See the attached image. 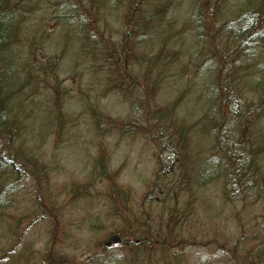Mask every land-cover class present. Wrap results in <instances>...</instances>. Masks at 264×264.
<instances>
[{
	"label": "rangeland",
	"instance_id": "374dc122",
	"mask_svg": "<svg viewBox=\"0 0 264 264\" xmlns=\"http://www.w3.org/2000/svg\"><path fill=\"white\" fill-rule=\"evenodd\" d=\"M118 1L116 13L103 12L97 17L102 36L107 28L99 43L77 32L78 22L65 21L64 25L55 19L59 11L48 0H29L25 10L18 9L24 17L19 44L36 50L37 59L41 57L42 82L45 78L47 82L45 87L28 90L30 103L42 115L26 123L29 131L13 145L21 143L31 160L23 164L20 157L11 159L5 170L0 264H97L93 259L100 245L115 229L130 236L141 225L151 230L154 239L156 230L166 229L175 239L165 245L172 252L181 248L186 262L249 264L237 260L231 249L239 243L241 253L243 245L254 250L264 245V194L224 198L218 181L198 185L186 176L190 163L201 165L200 160L212 151L202 134L205 127H196L195 121L211 118L204 79L229 47L222 40L223 32L217 31L223 17L217 16L215 32L212 28L214 44L206 43V36L200 41L196 34L216 22L209 18L208 5H203L206 1L199 4L205 18L201 17L206 19L203 28L190 29L186 12L194 5L175 0L168 12L161 10L147 42H135L128 51L119 52L125 20L120 12L127 6L122 7L124 0ZM132 1L139 10L156 3ZM230 9L226 8L225 15ZM95 26L93 20L91 27ZM162 46L175 66L164 67L152 58ZM214 51L216 57H201ZM244 90L246 103L259 101L254 91ZM50 110L56 113L54 118ZM162 138L175 153L163 151ZM254 141L264 154L258 137ZM255 165L264 170V159ZM160 185L168 191L161 198L157 197ZM170 206L179 209L180 215L186 212L190 219L182 218L188 230L185 236L177 233L178 227L166 225L172 222ZM120 211L122 220L116 214ZM241 237L244 242H239ZM129 253L121 264H138Z\"/></svg>",
	"mask_w": 264,
	"mask_h": 264
},
{
	"label": "trees",
	"instance_id": "16d2710c",
	"mask_svg": "<svg viewBox=\"0 0 264 264\" xmlns=\"http://www.w3.org/2000/svg\"><path fill=\"white\" fill-rule=\"evenodd\" d=\"M48 1H50L49 4H53L59 11L55 19L64 21L62 22L64 25H66L65 21L71 22L74 20L73 24L78 22L77 32H85L88 38L87 41L93 43H99V39H102L104 34L107 33V28L105 27L102 36L101 27L97 24V17H100L103 12L116 13L115 11L119 8L118 0ZM186 1L189 4L191 3V6L194 5V8L186 12L187 23L191 25L190 29L195 27V25H197L198 29L203 28V23L205 24L204 21L206 19L203 16L204 12L199 8L202 0ZM204 1L206 2L203 5H208L209 18L211 21L214 19L216 22L213 23L209 30L208 28L207 31L200 30V33L195 36L196 39L203 41V36H206V43L214 44L216 18L217 16L218 18L223 17L220 19L222 21H219L217 26L219 29L217 31L223 32L222 40L225 39L229 47H226L227 49L220 55L218 68L212 69L213 72L207 73L204 79L206 86L209 87L210 96L207 95V110L211 111V118L209 120L205 117H200L195 121L196 127H205L202 134L209 141L210 150L212 151L204 160H200L201 165L193 167L190 163V171L186 173L187 180H191L198 185L208 184L212 180L218 181L221 194L225 196L224 198H238L244 195V199H247L250 194H252L251 196L261 197L264 194V191H262V187H264V170H261L255 164L258 161L260 163L264 159V154L261 153L260 146L254 144V136L258 137L264 148V0ZM159 3L160 0H156L155 5H152L154 6L153 8L139 10L136 1L124 0L122 7L126 4L127 9L124 12L123 10L120 12L123 13L125 18L123 22L124 44L123 49H119V52L128 51L131 45H135V42H147L150 31L157 25L155 23H158L161 10L162 13L164 11L168 12L175 5V0H167L162 5ZM28 4L29 0H0V208L5 205L4 193L7 186L3 181L6 178L5 170L9 165V161L11 159L15 161V158L20 157L19 159L22 158L21 161L24 164L31 160L26 155L28 149L22 148L21 143L15 144V147H13L14 143H16L15 140L22 138L23 134H27L29 131L26 123L28 121L31 123L36 114L42 115L37 111L36 105L30 103L32 101L29 100L30 92L43 86L45 87L47 82L46 78L44 83L42 82L41 57L39 56L37 59L38 53L36 50H33L31 45L26 47L19 44L21 43L19 34L24 17L21 12H18V9L25 10L29 6ZM227 7L231 9L230 13L227 10L228 14L225 15ZM61 8H64L65 12L62 13ZM93 20L96 23L95 27H91ZM148 25L149 28L146 30ZM136 32L141 34L135 36ZM110 34L112 33L110 32ZM138 36L140 37V42L137 41L139 40ZM34 38V41L39 43V37L34 34ZM200 41L199 43H201ZM199 46L204 50L203 43ZM199 46L196 47L198 48ZM162 47L157 50L156 55L152 58L164 67L172 64L175 66L174 61L172 63L173 58L170 57L168 49H165L164 46ZM148 48L153 49L154 47L148 46ZM178 48L180 47L178 46ZM39 54H41V51H39ZM210 56L216 57L217 55L215 51L210 52L209 55H201L205 60H208ZM239 57L241 58L240 61ZM147 60L150 61V59ZM219 73H221L220 77ZM236 74L240 76H236ZM115 76L118 75L116 74ZM118 81L121 82V80ZM40 82L42 83L40 84ZM223 83L227 84L224 85ZM34 86L37 87L35 88ZM115 86L123 88L119 84ZM243 88H247V92L249 90L254 91L258 95L259 101H247L246 103L242 96V93L246 92V90L243 91ZM57 104L58 102L55 103L56 106ZM57 110L58 108H56ZM51 114L52 118H54L56 113L51 111ZM94 115L96 116V114ZM161 143L163 151L172 152L171 145L164 142L163 138ZM175 151L172 153H175ZM8 154H13V157L9 159ZM167 193L166 188H163L162 185L158 186L157 197L161 198L163 195L165 197ZM119 200L121 199H116V203ZM177 201L178 199H176V203ZM187 206L188 204L186 203L184 207L187 208ZM185 208L182 209V212L186 210ZM178 210L174 206L169 207L171 214L169 217L172 222L168 223L166 221V225L171 229L178 227L179 232L177 233H183L185 236L188 230L186 222L182 218L188 221L190 219L187 217L186 212L180 215ZM116 214L120 215L119 219L122 220V211ZM262 227L264 229V223ZM137 228L139 232L134 229L130 231L131 234L127 233L130 236L125 235L121 228L115 229L123 237L124 244L110 250L101 247L98 249L97 252L99 254L94 257L93 262L97 259V264H121L130 251L132 262L137 261L138 264H159V261L164 264H194L191 261L186 262L181 248H177V250L172 252L171 247L165 245V241L172 243L175 239L166 229L156 230L154 239L149 228L147 231L146 227L142 225ZM242 232L243 234L245 233L244 227ZM149 238L154 239V242L151 243L152 240ZM133 239H139V243H133L131 241ZM160 239L161 241L158 242ZM244 241L245 237L239 239V242ZM158 243L161 245L158 246ZM243 246L241 253H238L239 249H241L239 243L235 248L231 249L236 251V259L246 261L249 264H261L262 260H264V245L259 247L261 248L259 250H254L246 245ZM221 250L224 254L225 249Z\"/></svg>",
	"mask_w": 264,
	"mask_h": 264
},
{
	"label": "water",
	"instance_id": "95a60500",
	"mask_svg": "<svg viewBox=\"0 0 264 264\" xmlns=\"http://www.w3.org/2000/svg\"><path fill=\"white\" fill-rule=\"evenodd\" d=\"M121 243L120 237L117 234H112L105 242L104 246L113 247Z\"/></svg>",
	"mask_w": 264,
	"mask_h": 264
}]
</instances>
